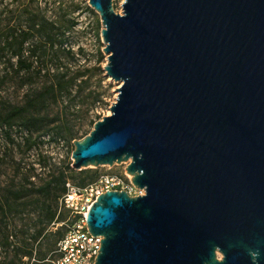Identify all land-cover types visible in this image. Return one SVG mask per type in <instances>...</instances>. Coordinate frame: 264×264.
Segmentation results:
<instances>
[{
	"label": "water",
	"instance_id": "1",
	"mask_svg": "<svg viewBox=\"0 0 264 264\" xmlns=\"http://www.w3.org/2000/svg\"><path fill=\"white\" fill-rule=\"evenodd\" d=\"M88 1L120 87L72 167L145 190L93 203L94 264H264V0Z\"/></svg>",
	"mask_w": 264,
	"mask_h": 264
},
{
	"label": "rangeland",
	"instance_id": "2",
	"mask_svg": "<svg viewBox=\"0 0 264 264\" xmlns=\"http://www.w3.org/2000/svg\"><path fill=\"white\" fill-rule=\"evenodd\" d=\"M124 1H113L116 11L123 12ZM26 5L39 6L47 18L62 28L69 25L68 19L75 21V25L65 29L62 46L42 45L40 61L50 71L41 72L28 84L23 85L13 72L11 64L17 62V56L11 51L6 50L0 61V114L11 123L5 126L0 122V195L7 196L11 205L0 209L1 238L6 231L20 236L22 229L45 218L44 201L38 200L43 194L39 195L37 189L45 181L64 173L65 179L85 185L101 174L123 173L127 168V163L82 170L72 167L74 141L88 135L98 120L111 114V106L118 97L116 88L120 87L105 70L108 55L104 51L100 15L88 0H3L7 29L17 27ZM61 73L66 85L56 95H47L44 105L34 106L35 97L51 85L52 75ZM21 107L25 111L19 114ZM37 115H41L44 129L31 132L22 122ZM68 217L59 199L55 221L41 234L37 252L20 261L13 251L8 253L5 247H0V264H12L13 257L14 264H32L39 257V250L45 251L49 242L55 243L47 255L48 264H53L60 237L57 233L66 231Z\"/></svg>",
	"mask_w": 264,
	"mask_h": 264
},
{
	"label": "trees",
	"instance_id": "3",
	"mask_svg": "<svg viewBox=\"0 0 264 264\" xmlns=\"http://www.w3.org/2000/svg\"><path fill=\"white\" fill-rule=\"evenodd\" d=\"M2 2L3 0H0V61H2L3 54L6 50L11 51L13 56H17V62L11 64L13 72L16 75H19V78L22 79L21 83L23 85L28 84L30 80L41 75V72L45 71L46 74L50 71L49 69H46L40 61L41 51L43 49L42 45L49 44L52 47L54 45L62 46L65 41V29L73 27L75 21L72 19L66 20L69 22V25L64 24L62 28L56 24L55 20L47 18L44 10L40 9L39 6L35 7L34 5H26L22 10L20 22L17 27L7 29L4 25V9ZM53 3H55V1ZM44 9L47 10L48 8L45 7ZM64 76V73L59 75L53 74L51 85L47 87L45 91L40 92L33 100L34 106L37 107L44 105L46 102V96L50 93L56 95V92L60 91L66 85V82H63ZM18 111L19 114L23 113L25 107L19 108ZM37 112L40 114V111ZM42 120L41 115L30 116L22 122V125L31 132L40 131L44 129V126L41 124ZM0 122L5 126H11L10 119H7L4 114H0ZM97 178L85 185H76L85 187L94 182ZM68 181L70 180L65 179L63 173L59 177H53L41 184L37 189H39V195L43 194V198L40 196L38 197V200L44 201L43 208L46 210L44 215L45 218L38 219V222L35 225H28L25 229H22L20 231V236H18V234L14 236L10 231H6L1 238L0 233V247H5L8 253L13 251L14 256L20 261L24 256L32 257L33 254L37 252V241L41 234L48 228L51 222L55 221L59 199H61L66 192V183ZM32 184L35 186L34 182H32ZM9 201L10 199L7 196H4L3 194L0 195V209L2 210L6 204L10 207L11 205L9 204ZM65 209L70 215L69 210L67 208ZM32 228L34 231L31 230ZM30 230L33 232L30 233ZM66 232L67 229L64 233H57L60 235L58 241L66 234ZM11 236H13L12 239ZM12 245L13 248L11 249ZM54 245L55 243L49 242L45 251L39 250V257L32 264H48L47 255L49 251L53 250ZM10 262L14 264V257ZM22 264H28V262Z\"/></svg>",
	"mask_w": 264,
	"mask_h": 264
},
{
	"label": "built area",
	"instance_id": "4",
	"mask_svg": "<svg viewBox=\"0 0 264 264\" xmlns=\"http://www.w3.org/2000/svg\"><path fill=\"white\" fill-rule=\"evenodd\" d=\"M126 190L130 195H144L127 172L101 174L85 187L71 181L60 199L70 212L66 234L58 241L53 264H94L101 247V235L94 236L88 229L87 217L93 203L107 190Z\"/></svg>",
	"mask_w": 264,
	"mask_h": 264
}]
</instances>
